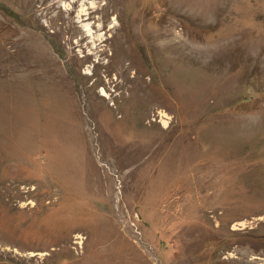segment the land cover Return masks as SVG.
Segmentation results:
<instances>
[{"label": "rangeland", "instance_id": "1", "mask_svg": "<svg viewBox=\"0 0 264 264\" xmlns=\"http://www.w3.org/2000/svg\"><path fill=\"white\" fill-rule=\"evenodd\" d=\"M0 264H264V0H0Z\"/></svg>", "mask_w": 264, "mask_h": 264}]
</instances>
